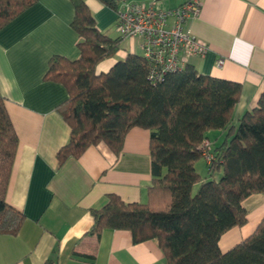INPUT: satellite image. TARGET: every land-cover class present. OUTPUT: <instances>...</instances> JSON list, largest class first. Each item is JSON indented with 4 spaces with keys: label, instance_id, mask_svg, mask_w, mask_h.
Listing matches in <instances>:
<instances>
[{
    "label": "trees",
    "instance_id": "16d2710c",
    "mask_svg": "<svg viewBox=\"0 0 264 264\" xmlns=\"http://www.w3.org/2000/svg\"><path fill=\"white\" fill-rule=\"evenodd\" d=\"M36 1L0 0V29ZM70 1L79 57L51 56L43 76L67 92L60 111L70 134L56 153L58 164L101 142L118 154L131 128L150 131L147 201L108 195L104 206L91 210L87 233L99 237L110 228L130 231L135 243L154 239L166 264H264V216L230 250L218 246L224 232L247 222L243 201L264 194V91L233 123L241 84L202 74L192 64L152 83L143 55L128 53L96 73L100 61L121 49L123 37L101 32L85 0ZM97 1L114 10L120 0ZM211 130L225 134L219 144L211 143L214 159L205 163L202 178L195 164L203 159L200 144ZM17 142L0 94V234L16 235L25 218L5 200Z\"/></svg>",
    "mask_w": 264,
    "mask_h": 264
},
{
    "label": "crops",
    "instance_id": "0c3cea01",
    "mask_svg": "<svg viewBox=\"0 0 264 264\" xmlns=\"http://www.w3.org/2000/svg\"><path fill=\"white\" fill-rule=\"evenodd\" d=\"M185 1L158 0L156 5L171 9ZM85 2L97 28L118 36L114 10L97 0ZM199 2L198 15L184 28L206 41L209 49L186 63L202 74L241 84L233 111L236 123L264 91V0ZM73 15L70 0H37L0 29V94L18 137L5 200L25 216L16 235L0 234V264H166L154 239L135 243L130 231L110 228L99 237L87 233L91 210L104 206L108 195L125 202L147 201L152 179L148 129L131 128L118 154L101 142L58 164L56 153L70 134L60 111L67 92L43 76L51 56L79 57L78 35L70 25ZM140 44L139 37L123 38L121 49L99 62L96 73L107 72L128 53L142 54ZM224 134L211 130L207 139L219 144ZM243 206L247 222L221 235L222 252L254 231L264 216V194H251Z\"/></svg>",
    "mask_w": 264,
    "mask_h": 264
},
{
    "label": "built area",
    "instance_id": "2783aa9c",
    "mask_svg": "<svg viewBox=\"0 0 264 264\" xmlns=\"http://www.w3.org/2000/svg\"><path fill=\"white\" fill-rule=\"evenodd\" d=\"M158 0H120L114 9L116 31L123 38H141V51L148 63V79L162 80L168 72L181 69L188 57H203L209 49L206 41L187 30L186 21L198 15L199 0H186L177 7L163 9ZM222 59L217 64L221 65ZM206 164L214 159L209 139L200 144Z\"/></svg>",
    "mask_w": 264,
    "mask_h": 264
},
{
    "label": "rangeland",
    "instance_id": "374dc122",
    "mask_svg": "<svg viewBox=\"0 0 264 264\" xmlns=\"http://www.w3.org/2000/svg\"><path fill=\"white\" fill-rule=\"evenodd\" d=\"M157 6H160V7H162V8L164 7V6L161 5L160 3H158ZM138 52H140V50H139ZM105 59H107V58H105ZM105 59H103V60H105ZM103 60H102V61H103ZM102 61H100V62H102ZM96 70H98V66H97V69H96ZM222 139H223V138H222ZM202 161H203L202 159H200V160L198 161L197 168H198V170H199L200 173L205 174V173H207V168H205L206 166H204V164H203ZM216 178H217V176H216ZM194 190H195V188H194Z\"/></svg>",
    "mask_w": 264,
    "mask_h": 264
}]
</instances>
